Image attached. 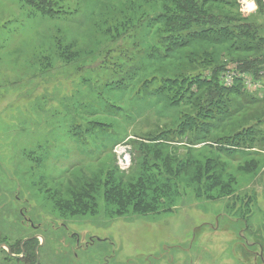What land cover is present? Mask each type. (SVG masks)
<instances>
[{
    "label": "rangeland",
    "instance_id": "1",
    "mask_svg": "<svg viewBox=\"0 0 264 264\" xmlns=\"http://www.w3.org/2000/svg\"><path fill=\"white\" fill-rule=\"evenodd\" d=\"M245 3L0 0V264H264V0Z\"/></svg>",
    "mask_w": 264,
    "mask_h": 264
},
{
    "label": "flooded vegetation",
    "instance_id": "2",
    "mask_svg": "<svg viewBox=\"0 0 264 264\" xmlns=\"http://www.w3.org/2000/svg\"><path fill=\"white\" fill-rule=\"evenodd\" d=\"M29 240H31V239H28V241ZM78 241L79 240L76 241L77 245H79ZM256 254H257V257L260 259V261H262V263H264V257H263V254H262V250H260ZM37 256H38L37 251L34 252V251H31V250H21L19 252V254H11L7 250V257L16 260L20 264H38L39 260H38ZM95 257H98V264H110V261L112 259V256H105L103 254H101V256L97 255ZM73 258L77 259L78 255L74 254Z\"/></svg>",
    "mask_w": 264,
    "mask_h": 264
},
{
    "label": "built area",
    "instance_id": "3",
    "mask_svg": "<svg viewBox=\"0 0 264 264\" xmlns=\"http://www.w3.org/2000/svg\"><path fill=\"white\" fill-rule=\"evenodd\" d=\"M239 2H242V3H244V1L245 2H247V3H245V5L247 6V5H249L250 6V8L249 9H252V8H255V0H238ZM239 78L240 79H242V82H243V84H244V86H246V87H250V86H252V84H254L255 83V81L251 78V77H248V76H239ZM263 78H264V75H263Z\"/></svg>",
    "mask_w": 264,
    "mask_h": 264
},
{
    "label": "bare ground",
    "instance_id": "4",
    "mask_svg": "<svg viewBox=\"0 0 264 264\" xmlns=\"http://www.w3.org/2000/svg\"><path fill=\"white\" fill-rule=\"evenodd\" d=\"M122 153H123V151L121 150L120 155L122 156V161H123V164L125 165V163H126V157H124L125 155L122 154Z\"/></svg>",
    "mask_w": 264,
    "mask_h": 264
},
{
    "label": "water",
    "instance_id": "5",
    "mask_svg": "<svg viewBox=\"0 0 264 264\" xmlns=\"http://www.w3.org/2000/svg\"><path fill=\"white\" fill-rule=\"evenodd\" d=\"M122 154H125V155H128L129 154V150L128 149H124V153H122ZM120 158H121V160H122V156L120 155ZM1 247V246H0Z\"/></svg>",
    "mask_w": 264,
    "mask_h": 264
},
{
    "label": "trees",
    "instance_id": "6",
    "mask_svg": "<svg viewBox=\"0 0 264 264\" xmlns=\"http://www.w3.org/2000/svg\"><path fill=\"white\" fill-rule=\"evenodd\" d=\"M254 62H256V61H254ZM257 63H263V64H264V61H259V62H257ZM263 64H262V65H263ZM211 93H213V92H211Z\"/></svg>",
    "mask_w": 264,
    "mask_h": 264
}]
</instances>
